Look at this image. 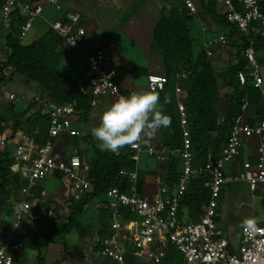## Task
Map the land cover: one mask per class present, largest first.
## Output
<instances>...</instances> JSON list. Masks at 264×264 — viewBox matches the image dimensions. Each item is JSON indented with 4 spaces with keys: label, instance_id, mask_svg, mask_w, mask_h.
I'll list each match as a JSON object with an SVG mask.
<instances>
[{
    "label": "built area",
    "instance_id": "built-area-1",
    "mask_svg": "<svg viewBox=\"0 0 264 264\" xmlns=\"http://www.w3.org/2000/svg\"><path fill=\"white\" fill-rule=\"evenodd\" d=\"M191 13H197L193 0H182ZM57 11H63L60 20L45 22L64 40L65 45L79 48L85 36V29L80 25V14L64 9L59 0H47ZM227 19L236 24L238 31L248 35L254 31L264 38V12L257 0H217ZM2 16L10 20L14 11L19 10L25 17L20 26L19 39L23 40L32 27L35 18L41 17L42 3L29 4L20 0H4ZM227 36L217 35L208 39L204 46L211 55L215 47L225 45ZM112 44L99 47L87 56L84 79L78 81L80 91L91 96V106L101 97H114L116 100L123 95L114 82L115 71L105 65L106 53ZM246 59L245 70L238 73L241 84L247 80L260 89L264 98V76L258 62L253 41L243 51ZM184 77V74H182ZM150 92L162 90L167 83L164 74L150 73L147 76ZM177 113L182 128V144L175 149L152 143L143 145L141 134L139 139L128 145L134 151L132 158L136 162L133 171L121 170L120 175L128 179L129 187L121 190L113 187L107 190V201L104 203L110 214V232L102 237L96 236L93 246L100 247L101 254L110 258L115 264H126L125 253L128 251L136 259L132 264H156L166 255L169 247L174 248L182 256L183 264H264V224L253 219L245 220L239 231V244L234 248L225 237L220 227L221 213L220 194L224 187L235 181L245 182L252 196L264 195V119L254 125L239 115L233 124L227 144L216 158H209L202 166L194 165V153L191 148L190 134L187 129V110L182 100V89L175 86ZM9 98H15L11 94ZM42 105V112L49 117L48 134L51 138L62 135L78 136L80 133L73 128L79 120L75 102L60 104L36 98ZM247 102L242 105V110ZM257 136L259 144L256 162L245 159L238 164L237 156L243 137ZM25 139V138H23ZM165 164L170 155H176L181 161V169L174 182L167 183L161 176H156L154 193L137 190V169L141 153ZM14 162L18 164L27 186L22 189V198L12 205V218L15 226L34 224L44 219H56L54 206L37 208L32 189L48 175L60 173L71 183L73 199L78 200L84 193L91 190L88 179V165L77 154L69 158H60L54 154L53 141L48 140L38 146L27 139L19 143L14 152ZM200 174L206 175L204 187L208 189L209 199L202 204L198 221H192L186 214L179 215V204L191 180ZM151 194V195H150ZM127 209L135 218H125ZM254 221V223L248 222ZM21 244L15 241L11 232H7L0 243V264H20L17 253ZM129 248V249H128Z\"/></svg>",
    "mask_w": 264,
    "mask_h": 264
},
{
    "label": "trees",
    "instance_id": "trees-1",
    "mask_svg": "<svg viewBox=\"0 0 264 264\" xmlns=\"http://www.w3.org/2000/svg\"><path fill=\"white\" fill-rule=\"evenodd\" d=\"M20 1L29 4L41 3V0ZM162 1L169 3L170 7L163 9L155 22L150 50L163 60L167 83L162 90L155 93H159V103L163 111L171 117V125L158 129L161 137L156 143L158 146L164 145L169 149L178 148L182 144V128L175 101V86L179 85L187 110L186 127L190 134L194 165L202 166L209 158L220 155L222 148L227 144L234 121L239 115H243L250 125L264 119V98L260 89L254 86L251 80L241 84L238 79V73L245 70L246 59L243 51L250 41L254 43L255 53L264 76V38L254 31L249 32L248 35L241 34L236 24L227 19L217 0H193L200 8L201 16L198 11L191 13L182 0ZM257 3L264 12V0H257ZM195 17H200V20L208 27L205 33L200 26L198 40L201 36H205L203 32L208 36L205 42L217 35L227 36L230 54L224 67L214 66L212 57L207 54L204 44H200L194 50L197 36L192 35L191 30ZM24 21L25 17L19 10L12 13L5 36L10 52L6 60L0 64V70L4 67H12L23 76L25 81L41 86L46 101L60 104L75 102L79 118L81 115L84 117L91 108V96L80 91L78 82L58 68L59 48L65 45L63 38L48 26L40 37L29 44H23L18 36ZM109 69L115 71L114 82L118 85L120 93L125 96L132 94L120 88V83L125 78L147 79L149 74L147 69L138 65H133L131 68L109 65ZM222 100H225L226 106L220 111L219 104ZM245 102L247 107L242 110ZM31 109L35 111L24 117ZM21 117L24 119L17 123L14 130L22 129L25 135L38 146L44 145L48 140L52 141L53 138L48 134L49 117L42 112V105L39 102H30L19 113V119ZM6 122L7 118L0 116V133L3 132ZM249 138L242 139L236 161L238 164L245 160L243 146ZM68 139L73 144L78 141L77 136H68ZM90 150L91 153L85 163L88 165L91 190L84 193L78 200L73 199L72 196L68 197L69 213L64 219L58 215L56 219H44L27 229L30 239L26 247L32 252L31 264H46L44 250L56 241V237L65 236L77 226V218L93 199L106 203L107 199L102 197L106 196L107 190L116 187L124 191L130 186L128 179L120 175L121 170L133 171L136 168V162L132 158L134 151L128 145L117 153L105 151L96 145H91ZM79 157H82L81 154ZM247 159L253 162L250 157ZM179 163L180 159L176 155H170L165 160V170L161 175L165 182L171 183L177 179ZM13 166L14 158L11 152L8 149L0 150V234L7 228L4 224V216L11 215L13 211L10 200H20L23 196L22 189L27 186V179L22 175L20 168ZM55 174L63 177L60 173ZM137 174V190L140 192L144 179L141 170L137 169ZM205 178L206 175L200 174L188 184L179 204L181 217L186 214L192 221L199 220L201 206L209 199L208 189L203 185ZM223 192L224 190L220 198ZM32 193L33 198L40 196V187L35 186ZM260 204L264 214V195L261 196ZM60 207L55 206L56 213ZM97 210L96 228L92 230L88 225L82 229L83 234L92 240L96 236L102 237L110 232L108 209L98 205ZM123 216L129 219L135 218L127 209H124ZM262 223H264V216ZM41 225L43 228L40 227ZM91 251V262L82 261L80 264H115L110 258L101 254L98 245L93 246ZM124 255L126 264H132L136 259L128 251ZM63 258V256L60 257L52 264H61ZM156 264H183L182 256L177 250L169 247L166 255Z\"/></svg>",
    "mask_w": 264,
    "mask_h": 264
},
{
    "label": "crops",
    "instance_id": "crops-1",
    "mask_svg": "<svg viewBox=\"0 0 264 264\" xmlns=\"http://www.w3.org/2000/svg\"><path fill=\"white\" fill-rule=\"evenodd\" d=\"M3 1L4 0H0V64H2L6 60V57L10 52L5 42V36L9 29L10 20L7 21L2 16L1 7ZM59 1L64 9H70L80 14V23L85 29V36L81 40V45L79 48H69L67 45L59 48L60 58L58 62V68L60 71L69 75L73 80L77 82L83 80L87 64V56L95 49L106 45V42H109L108 38H110V35L117 32H122L138 41H135L136 43L134 44L138 49L140 47H143L142 53H137L135 57H132V59H130L129 57L124 56L119 48H115V46L112 45V48L106 53L107 60L105 65L107 67H109V65H112L115 67L124 68H131L133 65H138L147 69L149 74H164L165 68L162 58L154 53H151L150 47L152 42V31L155 22L159 19L162 10L170 7L169 3L163 2L162 0ZM40 2L42 4L43 2H46V4H48L47 0H41ZM197 11L199 13L201 12L198 7ZM58 13L59 16H56L55 19L49 21L60 20L63 17V11H59ZM20 14L23 15V13L21 12ZM43 21L44 24L38 23L34 29V32L37 31L39 33L37 38L40 37L48 28L45 20ZM200 21L202 26L201 30L205 31L206 33V28L208 27L202 20ZM144 28L145 30H143ZM145 33L147 34V36H145ZM205 33L203 32L205 36H201L200 38L203 41V44L208 38ZM34 37L35 36H30L27 42H24V40H21V42L23 44H29L36 39ZM141 39L145 41L143 45L139 46L138 44ZM214 51H212L211 57L213 60V64H216L215 61L219 60V51L216 50V54L214 53ZM6 80L8 81V83L3 84ZM120 88L129 93L149 91L146 78L134 80L131 77H127L120 83ZM11 94L15 95V98L12 100L9 98ZM36 98H44V92L41 86L33 82L25 81L23 76L19 72L14 71L12 67H4L2 70H0V116H5L7 118L5 128L3 132L0 133V150L8 149L11 152L13 158L15 149L19 143H21L25 139H27L29 142L33 141L31 138L25 135L22 129L14 130V127H17V123L19 121H22L24 117L29 116L32 112L35 111V109H31L24 117H21L19 119V113L24 110L30 102L36 101ZM115 101L116 99L114 97L99 98L96 101V104L94 106H91V108L88 110V113L84 117L81 115L79 120L74 122L73 128L80 133L77 136L78 141L76 142V144H73L69 141L68 136L71 135H62L52 139L54 154L58 153L57 149L58 147H61L60 149L62 150V156L56 154L60 158L67 159L72 154H77L78 156L81 154V159L83 162H85L86 158L89 156L91 145L102 147L101 142H99L91 135V129L99 124L101 113ZM160 133L161 132H159L158 130H152L149 128L143 130L141 133V140L143 145L156 143L161 137ZM243 155L245 156V159L250 157L253 161L252 163H255L256 151L252 152V147H249L248 144L243 150ZM158 165L159 168H156V171L151 173L153 176V181H155L156 176H161L165 170V164L158 162ZM13 167L18 168L19 166L14 162ZM48 181L51 183L56 182L54 185V189H56L54 194H51L46 190V183ZM37 185L38 188L40 187V196H34L37 208L41 209L39 204L41 202L47 201V205L54 206V209L55 206L62 207L64 203L66 206H68L67 199L71 194V183L68 179H66L65 177H58L55 173H53L48 175ZM143 188L144 184L141 190H143ZM257 196L261 197V195ZM15 201L10 200L11 206ZM221 204L219 211L222 214ZM47 205L44 207H47ZM98 205L102 206L104 205V203H98L97 209ZM12 216V214L4 216V224L7 228L3 233L0 234V243L4 239L7 232H11L15 241L20 243L22 246L20 251L17 253V259L19 263L31 264L32 252L26 247V243L30 239V236L27 233V229L34 226V224L24 223L15 226ZM253 216H255V214L251 213L247 218L241 220V224L247 219H253ZM262 220L263 217H261V219H259L257 223L261 224ZM40 227L43 228L42 225ZM90 228L94 230L96 228V224ZM59 238V236L56 237V239ZM53 244L54 242L49 244V246L44 250L46 264H52L57 259H59L61 255L65 258V253H63V250L60 249L54 251L52 248H50V246ZM47 257H49V259H47Z\"/></svg>",
    "mask_w": 264,
    "mask_h": 264
},
{
    "label": "rangeland",
    "instance_id": "rangeland-1",
    "mask_svg": "<svg viewBox=\"0 0 264 264\" xmlns=\"http://www.w3.org/2000/svg\"><path fill=\"white\" fill-rule=\"evenodd\" d=\"M196 5L197 4H195V6ZM58 12L59 11H57L53 5L46 4V2L45 3L43 2V12L41 14V17H37L34 19L32 23V27L30 28L27 35L23 39L24 42H27L30 36H35L34 38H37L39 33L37 31L34 32V29L38 23L44 24L42 18L47 20H53L56 18V16H59ZM199 15L201 16L202 14L200 13ZM200 26H201L200 19L198 17H195V19L192 22L191 33L192 35L197 36L195 37L196 39L199 36ZM143 30H145V28ZM145 36H147L146 33ZM108 41L109 42H106V45L112 44L113 46H115V48H119L121 53L124 56L129 57L130 59H132V57H135L137 53L141 54L143 51V47H140L138 49L137 46L134 44L138 41L134 40L132 37L122 32H117L110 35ZM144 41L145 40L141 39L138 45L139 46L143 45ZM200 44L203 45V41L201 39L200 40L197 39L195 41L194 50H196L200 46ZM67 46L69 48H75L71 45H67ZM215 49L219 51V56H218L219 60L215 61L216 64L214 65L216 66V68L223 67L225 64H227V61L229 59L230 49L228 48L227 43L223 46H218L217 48H214V50ZM216 50L214 51L215 54L217 53ZM6 83H8L7 80L3 84ZM225 106H226V102L225 100H222L219 105L220 111L224 110ZM247 144L249 145V147H252V152L255 151L257 152V147L259 144L258 137L252 136L248 140H246L243 149L246 148ZM60 148L61 147H58L57 149L58 153L55 154L62 156L61 155L62 150ZM89 153H91V150L89 151ZM181 164L182 163L180 161L178 170L181 169L182 167ZM138 167L142 171V176L144 179V188H143L144 193L146 194L154 193V189L156 188V185L154 184V181L152 179L153 176L151 173L155 172L156 168H159L158 162L154 158L147 156L145 153L142 152L140 154ZM55 183L56 182L51 183L49 181L46 183V190L51 194L55 193L56 190L54 189ZM257 195L258 194L252 196L247 184L242 181H235L224 187V192L220 198V201L222 203L221 204L222 214L219 225L223 229L225 237L228 238V240L230 241L231 245L234 248H236L239 244V239H240L239 229L241 226V220L247 218L251 213L255 214V216H253V220L255 222H257L259 219H261V217L264 216L262 207L260 205L261 197ZM102 198L107 199V196H103ZM47 202H41L39 204L40 208L46 206ZM98 202L99 201L97 199H93L77 218L76 220L77 226L73 228V230L67 233L65 236L56 239L54 244L50 246V248H52L54 251L61 249L63 250V253H65V258H63L61 264H80L82 261H85L86 263L91 262L92 251L90 250V246H92L93 240L85 236L83 234L82 229L88 225L89 227H92L93 225L96 224L97 215H98V210H97ZM68 213H69V209L65 205V203L62 205L61 209H59L57 212L59 217L62 219L67 217ZM60 257H62V255ZM47 259H49V257H47Z\"/></svg>",
    "mask_w": 264,
    "mask_h": 264
},
{
    "label": "clouds",
    "instance_id": "clouds-1",
    "mask_svg": "<svg viewBox=\"0 0 264 264\" xmlns=\"http://www.w3.org/2000/svg\"><path fill=\"white\" fill-rule=\"evenodd\" d=\"M159 101V93L150 91L121 95L101 113L91 135L101 142L103 150L117 153L136 142L146 128L158 130L171 125V117Z\"/></svg>",
    "mask_w": 264,
    "mask_h": 264
}]
</instances>
